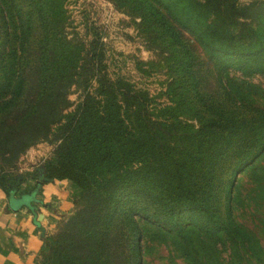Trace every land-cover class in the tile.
<instances>
[{
	"label": "trees",
	"instance_id": "16d2710c",
	"mask_svg": "<svg viewBox=\"0 0 264 264\" xmlns=\"http://www.w3.org/2000/svg\"><path fill=\"white\" fill-rule=\"evenodd\" d=\"M114 2L140 10L160 39L168 102L111 77L99 36L88 44L67 38L58 7L0 0V187L8 197L31 193L37 183L17 194L16 162L48 141L42 183L69 180L78 204L44 235L35 264H140L151 235L172 243L186 264L256 260L259 239L233 209L245 169L259 176L264 196L256 163L264 107L254 103L257 86L228 68L264 71V0ZM72 87L80 99L68 110Z\"/></svg>",
	"mask_w": 264,
	"mask_h": 264
},
{
	"label": "rangeland",
	"instance_id": "374dc122",
	"mask_svg": "<svg viewBox=\"0 0 264 264\" xmlns=\"http://www.w3.org/2000/svg\"><path fill=\"white\" fill-rule=\"evenodd\" d=\"M46 1L52 4L55 10L58 7L62 12L64 18L61 23L67 38L81 39L88 44L94 34L99 36L106 50L105 61L111 77L121 75L137 87L148 90L156 101L168 102L166 89L171 74L165 65V53L161 52L160 39H154L150 28L138 15L140 10L132 11L130 5L120 7L116 5L114 0ZM239 1L247 2L250 0ZM200 50L198 48V51ZM200 52L203 54V51ZM228 73L234 78L257 86L253 93L254 103L264 107V71L244 75L240 70L229 67ZM211 82H214V79ZM69 99L72 105L68 110H71L80 99V90L72 87ZM53 150L54 144L41 141L31 146L20 156L16 162L17 170L15 171L22 176L18 195L30 192L35 188L40 172L44 173V161L52 155ZM256 163L264 172V153L257 159ZM258 178L259 176L245 169L238 174L236 185L239 199L234 204V219L251 230L259 239L262 247L260 257L246 264H264V196H262L260 183H257ZM42 185L43 183H41ZM41 186L36 195L38 202L34 203L36 212L40 209L39 205H42ZM4 194L8 198L5 192ZM77 207L78 204L72 201L70 210L45 235H54L62 222ZM42 240L44 241V236ZM141 244L140 264H186L181 252L168 241L151 235V239L149 238L146 243L141 242ZM219 256L220 259H227L228 251L221 249Z\"/></svg>",
	"mask_w": 264,
	"mask_h": 264
},
{
	"label": "crops",
	"instance_id": "0c3cea01",
	"mask_svg": "<svg viewBox=\"0 0 264 264\" xmlns=\"http://www.w3.org/2000/svg\"><path fill=\"white\" fill-rule=\"evenodd\" d=\"M42 205L35 213L14 211L0 188V264H34L43 236L70 210L73 184L67 179L43 182Z\"/></svg>",
	"mask_w": 264,
	"mask_h": 264
},
{
	"label": "water",
	"instance_id": "95a60500",
	"mask_svg": "<svg viewBox=\"0 0 264 264\" xmlns=\"http://www.w3.org/2000/svg\"><path fill=\"white\" fill-rule=\"evenodd\" d=\"M45 179L46 178L44 177L43 172L41 171L39 175V179L37 181V187L31 193L15 196L14 192L12 191L8 197L9 207L12 210L16 211L21 207L26 206L29 209H31L33 212H35V206L32 205V202H36L38 200L36 198V194L41 186L42 181Z\"/></svg>",
	"mask_w": 264,
	"mask_h": 264
}]
</instances>
